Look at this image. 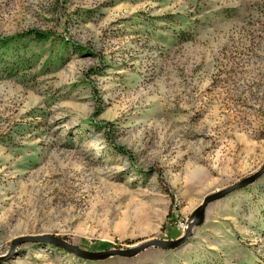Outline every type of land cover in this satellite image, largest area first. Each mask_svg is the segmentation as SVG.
<instances>
[{
    "label": "rangeland",
    "instance_id": "obj_1",
    "mask_svg": "<svg viewBox=\"0 0 264 264\" xmlns=\"http://www.w3.org/2000/svg\"><path fill=\"white\" fill-rule=\"evenodd\" d=\"M3 38L0 255L175 238L264 161V0H0ZM1 264H264V173L177 248Z\"/></svg>",
    "mask_w": 264,
    "mask_h": 264
},
{
    "label": "water",
    "instance_id": "obj_2",
    "mask_svg": "<svg viewBox=\"0 0 264 264\" xmlns=\"http://www.w3.org/2000/svg\"><path fill=\"white\" fill-rule=\"evenodd\" d=\"M264 173V161L261 166L252 172L251 174L242 177L236 182H233L226 187L213 191L203 197L201 202L197 205L193 213V219L187 221L183 233L175 238L164 239V238H150L134 243L128 247H111L101 250H88L83 247L72 243L65 238L52 233L42 234H24L13 238L10 242L9 251L5 254L0 255V264L9 258L14 253L15 247L18 244L31 242V243H43L50 244L56 248L66 250L73 253L74 255L89 259V260H100L111 256H122L132 257L137 255L142 250L148 247H159L162 249H174L184 244L188 237L191 235L192 228L197 225H201L205 218V210L209 203L221 199L235 190L243 188L248 184L258 179Z\"/></svg>",
    "mask_w": 264,
    "mask_h": 264
},
{
    "label": "trees",
    "instance_id": "obj_3",
    "mask_svg": "<svg viewBox=\"0 0 264 264\" xmlns=\"http://www.w3.org/2000/svg\"><path fill=\"white\" fill-rule=\"evenodd\" d=\"M38 38H44L45 37V35H36ZM6 39H2V41H0V43H3V42H6L5 41Z\"/></svg>",
    "mask_w": 264,
    "mask_h": 264
}]
</instances>
